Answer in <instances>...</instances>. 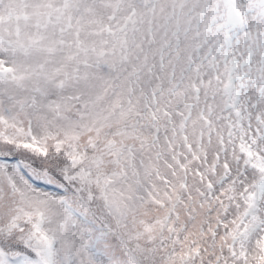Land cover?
<instances>
[{
  "label": "snow or ice",
  "instance_id": "1",
  "mask_svg": "<svg viewBox=\"0 0 264 264\" xmlns=\"http://www.w3.org/2000/svg\"><path fill=\"white\" fill-rule=\"evenodd\" d=\"M0 264H264V0H0Z\"/></svg>",
  "mask_w": 264,
  "mask_h": 264
}]
</instances>
